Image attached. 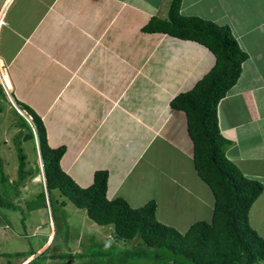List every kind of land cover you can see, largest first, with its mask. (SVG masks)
<instances>
[{"label":"crops","instance_id":"0c3cea01","mask_svg":"<svg viewBox=\"0 0 264 264\" xmlns=\"http://www.w3.org/2000/svg\"><path fill=\"white\" fill-rule=\"evenodd\" d=\"M144 1L160 8L141 0H0V84L6 97L0 96L42 118L50 146L66 147L63 170L82 187L93 183L97 170H107L109 199L124 197L133 207L154 200L159 220L162 201L173 202L177 193L180 201L197 203L184 217L192 212L211 221L214 193L195 168L187 114L171 102L192 89L216 57L198 42L144 32L153 16L168 17L171 0L166 9L162 0ZM191 1L185 7L182 0V14L194 8L187 16L229 26L248 54L219 104V126L231 141L229 159L264 185V0ZM231 8L237 14L230 15ZM130 159L132 166L126 165ZM121 164L129 168L119 176ZM137 171V180L146 178L148 186L134 182L124 189V180ZM250 223L264 237V189ZM53 243L50 235L18 262L33 263ZM55 253L54 260L63 258ZM72 253L86 254L83 248Z\"/></svg>","mask_w":264,"mask_h":264},{"label":"trees","instance_id":"16d2710c","mask_svg":"<svg viewBox=\"0 0 264 264\" xmlns=\"http://www.w3.org/2000/svg\"><path fill=\"white\" fill-rule=\"evenodd\" d=\"M182 0H171L168 17L153 16L142 30L165 33L183 40L198 42L216 57L215 65L196 85L178 94L171 102L174 109L187 114L188 131L194 141V164L199 176L210 186L215 196L211 221L199 220L182 233L177 228L159 221L154 200L133 207L124 197L109 199L107 170H97L94 181L82 187L61 166L65 146L52 147L42 118L28 105L18 102L26 115L15 109L18 124L27 129L24 141L35 145L36 135L41 150L46 187L51 207L54 192L68 198L100 225H113L115 238L121 241L140 240V248L128 251L131 256L156 258L153 250L171 252L173 264H264V237L250 223V210L264 189L261 181L249 178L229 159L226 148L231 141L222 135L218 107L221 100L237 83L248 54L242 49L229 26H221L198 16L181 12ZM0 93L6 97L0 84ZM3 111L0 107V113ZM19 179L22 182L31 171L25 169L27 155L17 143ZM0 156V184L6 186ZM0 189V207H11ZM56 200V199H55ZM28 200V209L46 206L47 194L42 191L35 202ZM30 202V203H28ZM65 203V202H64ZM139 242V241H138ZM141 244V245H142ZM62 255V254H60Z\"/></svg>","mask_w":264,"mask_h":264},{"label":"rangeland","instance_id":"374dc122","mask_svg":"<svg viewBox=\"0 0 264 264\" xmlns=\"http://www.w3.org/2000/svg\"><path fill=\"white\" fill-rule=\"evenodd\" d=\"M141 2H143L142 5L145 4L150 8H160L156 7L155 4L157 3L154 1L146 2L141 0ZM168 2L169 0H162V7L166 9ZM193 4L195 3L193 2ZM191 5L192 1L186 0L185 7H191ZM192 10L194 8H184L183 12L186 15H190L189 12ZM232 13L235 15L237 11H233L231 8L230 15ZM216 19L224 22V18L216 16ZM17 106L19 105H16L13 99L7 98L5 100L0 96V107L3 109L0 113V156L3 159V173L8 178L6 186L2 187L0 184V189L2 190L1 192L7 191L4 193L5 200L13 203L9 208L0 207V264H21V261L18 262L20 258L27 257L32 252H37L50 235L52 240L54 239L52 247L44 255L37 257L31 264H83L84 262V264H173V259L176 255L171 252H162V249L153 250V254L158 255L156 258L134 257L127 254L128 251L137 249V247L140 248L144 244L140 243L138 239L117 240L113 225L96 223L88 216L85 209L78 208L68 198L63 197L60 191L53 193L54 202L51 207L45 185L39 145L36 139L35 145L32 141L23 140L27 129L17 125L18 116L14 111ZM221 110L223 111L222 108ZM186 132L188 138L192 140L188 128H186ZM172 136H174V131ZM18 142H20L27 155L25 169L31 171V174L16 187L15 182L19 179ZM191 142L193 146L194 141ZM132 164L133 160L130 159L126 165L132 166ZM126 165L121 164L120 168H118L119 176L123 175L124 167L129 168ZM138 175L137 171L131 177L133 179H125L124 182L126 183L123 188L130 189L134 182H139L137 184H140L142 188L148 186L146 178L142 177L137 180L135 176ZM119 176L115 177V180L119 179ZM42 191L47 194L46 206H38L36 204L34 209H28L25 202L31 199H35L34 203L37 202V196ZM176 194L173 195V202L170 200L166 204L165 200L162 201L160 208L161 218L159 220L167 225H174L173 227L182 233H185L190 228V222L208 220L207 218L200 219L198 215L192 212L184 217L187 213L186 211L190 209L189 206L196 207L197 203L188 204L180 201L181 197ZM199 204L202 206L201 203ZM178 205H180L179 208ZM73 248H83L86 254H73ZM56 251L62 254L67 253L60 255L63 258L57 261L50 257Z\"/></svg>","mask_w":264,"mask_h":264},{"label":"built area","instance_id":"2783aa9c","mask_svg":"<svg viewBox=\"0 0 264 264\" xmlns=\"http://www.w3.org/2000/svg\"><path fill=\"white\" fill-rule=\"evenodd\" d=\"M16 109H17V111H18L20 114L25 115V114H24V111H23L19 106H17ZM28 120H29L30 123L33 125V128H34L35 131H36V128H35V126H34V123H33V121H32V118H28ZM36 138L38 139V136H37V135H36Z\"/></svg>","mask_w":264,"mask_h":264},{"label":"water","instance_id":"95a60500","mask_svg":"<svg viewBox=\"0 0 264 264\" xmlns=\"http://www.w3.org/2000/svg\"><path fill=\"white\" fill-rule=\"evenodd\" d=\"M25 116L27 117V118H29L26 114H25ZM38 143V142H37ZM39 145V144H38ZM39 152H40V155H41V150H40V147H39ZM41 159H42V157H41ZM43 163V162H42ZM44 169V168H43ZM44 172V171H43ZM44 176H45V172H44ZM46 179V178H45ZM46 181V180H45ZM46 185V184H45Z\"/></svg>","mask_w":264,"mask_h":264},{"label":"clouds","instance_id":"9594fccd","mask_svg":"<svg viewBox=\"0 0 264 264\" xmlns=\"http://www.w3.org/2000/svg\"><path fill=\"white\" fill-rule=\"evenodd\" d=\"M36 140L38 141V139L36 138ZM40 157H42L41 155H40ZM42 160V159H41ZM41 162H43V160L41 161ZM43 164V163H42ZM44 168V167H43ZM43 171H44V169H43ZM46 180V179H45ZM46 182V181H45Z\"/></svg>","mask_w":264,"mask_h":264}]
</instances>
